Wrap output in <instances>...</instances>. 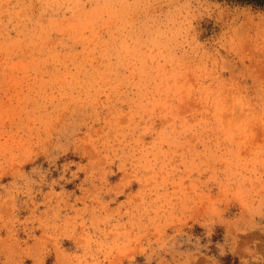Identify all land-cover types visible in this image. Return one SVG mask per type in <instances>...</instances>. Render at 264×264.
<instances>
[{
	"label": "rangeland",
	"instance_id": "1",
	"mask_svg": "<svg viewBox=\"0 0 264 264\" xmlns=\"http://www.w3.org/2000/svg\"><path fill=\"white\" fill-rule=\"evenodd\" d=\"M0 0V264H264V0Z\"/></svg>",
	"mask_w": 264,
	"mask_h": 264
},
{
	"label": "trees",
	"instance_id": "2",
	"mask_svg": "<svg viewBox=\"0 0 264 264\" xmlns=\"http://www.w3.org/2000/svg\"><path fill=\"white\" fill-rule=\"evenodd\" d=\"M238 1H243V2H248V3H262L263 2L261 0H238Z\"/></svg>",
	"mask_w": 264,
	"mask_h": 264
}]
</instances>
